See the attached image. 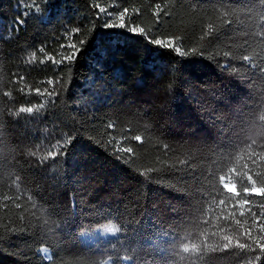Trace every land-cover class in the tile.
I'll return each instance as SVG.
<instances>
[{"label": "trees", "instance_id": "obj_1", "mask_svg": "<svg viewBox=\"0 0 264 264\" xmlns=\"http://www.w3.org/2000/svg\"><path fill=\"white\" fill-rule=\"evenodd\" d=\"M124 9L186 54L104 26ZM261 33L260 0H0V264H264L255 244L203 261L174 244L193 230L252 243L242 233L264 222L218 206L220 175L253 140L242 164L264 173ZM108 223L115 238L81 240Z\"/></svg>", "mask_w": 264, "mask_h": 264}, {"label": "snow or ice", "instance_id": "obj_2", "mask_svg": "<svg viewBox=\"0 0 264 264\" xmlns=\"http://www.w3.org/2000/svg\"><path fill=\"white\" fill-rule=\"evenodd\" d=\"M260 3L264 4V0H260ZM224 15L227 16L228 13L225 12ZM126 16H128V9H124L123 12L119 13L118 16L114 17L113 22L105 23L104 26L106 28L126 29L134 35H145L146 39H148L150 43L165 48H173L178 55L186 54L182 50V47L176 45L175 40L171 38H168L167 41L159 38L153 39L150 36L146 35L144 28L132 25L130 21H126L125 19ZM228 22H229L228 20H225V23ZM17 23L23 24L24 21L19 20ZM209 28L210 31L208 33H205V36L211 34V26H209ZM261 34L264 35V33ZM83 43L84 41L80 42L81 45ZM70 47L75 49V51L70 56L64 57L63 59L71 60L75 58V55L79 51V48L75 44L70 45ZM225 55H228V53H225ZM34 58H35V54H33V59ZM243 59L247 61L250 59V57L245 55ZM56 62L58 63L59 61ZM20 79L23 80V77H21ZM48 83L52 84L53 81L49 80ZM36 91L39 92V89H36ZM54 94H55L54 92H48V95H54ZM40 107H43V105H41ZM34 110L38 111V108L36 106L27 107V108L21 107L19 109V112L20 113L27 112L31 114L33 113ZM261 119H264V116H262ZM109 127H112V125L110 124ZM71 139L72 138L69 137L66 140L65 145L67 143H70ZM134 139L136 141H141V136L137 135L134 137ZM255 143L256 142L253 140L252 143L247 146V148L242 149L241 153L235 156V163L229 169L227 178L226 175L223 174L220 175L219 177L223 191L219 193L218 206H223L221 213L222 217L226 221L230 219L234 220L235 223L237 225H240L241 227H243L244 225H248L249 221L247 218H245L243 222H241V220L238 219L236 216V209H240L239 211L240 217H245L246 213H250L251 216L255 217L257 221H260L262 218H264V211H261L260 215H257L256 212L253 211L254 206H258L259 208L264 210V203H260L259 205H254V201L251 199L252 197L264 198V173H261L259 171L253 173L247 163L242 164L244 153H248L249 159H252L253 156L257 155L256 152L252 151ZM59 147L60 146L58 145L57 151H59ZM122 150L127 151L129 153L133 152V149L131 147ZM56 154H57L56 152H52V151L48 152V156L50 157H54ZM259 155L264 156V152L259 153ZM252 163L256 164L257 161L253 159ZM212 202L213 204H216L217 198L213 197ZM17 207H19L18 204ZM229 208L231 209V211H228L227 215H223L224 210H227ZM205 223H207V221H205ZM256 229H259L261 233H264V222L249 225L242 233L244 240L252 241V243H245L241 241L240 237H234L225 234L222 237V239L227 242L221 244L220 240L212 239V237L216 236L217 233L209 234L207 230L202 232H199L198 230H193L188 232L183 239H178L177 241H174V244L178 248L181 254L180 258L182 260L190 259L194 256L196 260L203 261L204 256L207 253L221 251L223 249H228L233 246L238 247L241 250L252 251L253 244H255V246L260 249L261 253H264V242H261L264 241V235H253V232L256 231ZM104 230L109 233H115L119 231V228L114 225H109L106 226ZM220 231H224V229H220ZM42 251L46 256H48V259H51V255L49 254L48 248H44L42 249ZM184 254H187V256H185ZM259 258L260 257L257 256L256 260H259ZM102 264H111V261L105 260L102 261Z\"/></svg>", "mask_w": 264, "mask_h": 264}, {"label": "rangeland", "instance_id": "obj_3", "mask_svg": "<svg viewBox=\"0 0 264 264\" xmlns=\"http://www.w3.org/2000/svg\"><path fill=\"white\" fill-rule=\"evenodd\" d=\"M109 225H114L113 223H108L106 225H103V226H99V227H96V228H93L92 230H85V231H82L80 233V238L81 240L86 243V244H91V243H97L99 241H102V240H107L109 238H115L117 235H118V232H115V233H109V232H106L104 229L106 226H109ZM116 226V225H114ZM117 227V226H116ZM44 249V248H42ZM42 249L40 250V253L45 257V258H48V256H46ZM127 261L126 259H124V264H127Z\"/></svg>", "mask_w": 264, "mask_h": 264}, {"label": "water", "instance_id": "obj_4", "mask_svg": "<svg viewBox=\"0 0 264 264\" xmlns=\"http://www.w3.org/2000/svg\"><path fill=\"white\" fill-rule=\"evenodd\" d=\"M49 254H50V252H49ZM126 260H128V261H127V264H130L131 261H130L129 259H126ZM110 261H111V260H110Z\"/></svg>", "mask_w": 264, "mask_h": 264}]
</instances>
